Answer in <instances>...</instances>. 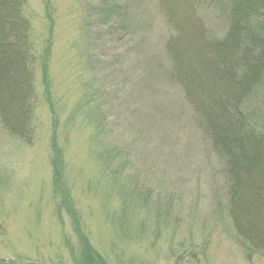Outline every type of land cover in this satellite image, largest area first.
Here are the masks:
<instances>
[{
	"label": "rangeland",
	"instance_id": "374dc122",
	"mask_svg": "<svg viewBox=\"0 0 264 264\" xmlns=\"http://www.w3.org/2000/svg\"><path fill=\"white\" fill-rule=\"evenodd\" d=\"M230 3H198L195 19L222 35ZM23 15L35 104L29 143L0 121V260L76 264L82 232L106 264H264L170 79L159 0H26ZM261 91L246 103L258 122Z\"/></svg>",
	"mask_w": 264,
	"mask_h": 264
},
{
	"label": "trees",
	"instance_id": "16d2710c",
	"mask_svg": "<svg viewBox=\"0 0 264 264\" xmlns=\"http://www.w3.org/2000/svg\"><path fill=\"white\" fill-rule=\"evenodd\" d=\"M218 0H159L172 33L165 42L170 79L192 106L203 134L224 160L229 213L242 239L264 249V121L248 111L259 89L264 105V0H231L228 25L216 36L195 19L198 3ZM26 0H0V121L30 142L37 61ZM195 10V11H194ZM58 176V175H56ZM77 231H81L75 222ZM79 235L80 232H77ZM76 264H106L80 234ZM18 259L0 264H20Z\"/></svg>",
	"mask_w": 264,
	"mask_h": 264
}]
</instances>
